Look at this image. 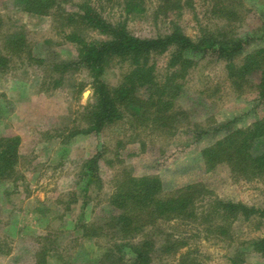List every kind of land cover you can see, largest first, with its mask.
<instances>
[{"label":"rangeland","instance_id":"1","mask_svg":"<svg viewBox=\"0 0 264 264\" xmlns=\"http://www.w3.org/2000/svg\"><path fill=\"white\" fill-rule=\"evenodd\" d=\"M234 1L241 3L235 31L249 39L247 51H252L264 44V0ZM159 3L161 0H145L143 13L128 16L133 34L152 37L169 31V21L175 15L156 18ZM100 4L107 19H125L121 0ZM211 5V0H194L193 8L184 9L178 21L188 35H198L200 22L210 27L221 24L223 20L211 17ZM59 30L52 16L24 11L21 0H0V54L6 55L3 47L9 33L22 32L28 43L24 46L27 51L21 54L7 52L8 70L0 72V137L21 138L17 179L0 181V264H33L37 242L48 235L53 251L47 264H97L106 239L81 237V225L104 215L112 188L110 179L121 167L131 168L136 175L159 173L167 192L204 181L220 198L264 206V180L235 181L223 168L208 172L200 154L201 148L224 135L225 129L219 130V126H246L264 113L257 106L255 89L238 93L227 78L224 63L204 59L185 80L188 93L195 96L181 99L189 119L175 135L142 126L132 133L135 142L118 145V139H127L125 134L132 132L122 122L107 127L100 135L69 137L75 127L86 125L81 112L92 100L93 89L87 70L54 67L78 56L77 45L65 41ZM86 34L88 38H104L94 31ZM28 51H32L33 59ZM165 61V57L160 58V67ZM120 70L118 66L109 67L104 74L106 81L117 84ZM195 125L204 132L189 131ZM141 142L149 149L140 150ZM151 144L160 151L150 148ZM102 150V188L95 182L86 192L84 161ZM163 227L177 234L192 230L190 224L180 225L177 221ZM263 232L264 226L257 228L255 221H237L231 244L229 240L195 238L190 243L192 254L204 264H229L238 243ZM244 251L243 264H264L260 253L252 252L250 247Z\"/></svg>","mask_w":264,"mask_h":264},{"label":"trees","instance_id":"2","mask_svg":"<svg viewBox=\"0 0 264 264\" xmlns=\"http://www.w3.org/2000/svg\"><path fill=\"white\" fill-rule=\"evenodd\" d=\"M21 1L28 13L52 16L65 41L77 45V60L56 63L54 67L85 69L91 78L92 100L81 112L86 125L75 127L69 137L81 133L100 135L107 127L122 122L132 132L125 134L128 140L117 138L118 145L135 142L132 133L142 126L175 135L189 119L181 99L195 96L188 93L185 80L204 59L222 61L227 78L238 93L255 89L257 106L264 112V44L247 51L249 39L235 31L241 3L211 0V17L223 21L213 27L200 22L198 35L192 37L178 19L185 8L194 7V0H161L155 17L175 15L169 21V31L140 37L129 30L127 19L145 11V0H121L126 17L118 21H111L102 13L104 7L100 3L112 0ZM86 31L97 32L104 38H88ZM6 36L3 50L14 54L27 51L24 46L28 43L22 32ZM7 52L0 54V72L8 70ZM27 54L34 58L32 51ZM161 57L166 58L164 67H160ZM112 66L121 69L117 84H110L104 77ZM193 128L189 131L204 132L198 125ZM218 129H225L224 135L200 150L205 169L213 172L223 168L235 181L264 180V113L249 125L236 127L227 123ZM20 143L18 136L0 137V181L17 179ZM140 145L142 151L149 149L144 142ZM150 148L157 146L151 144ZM104 153L97 151L84 161L82 176L86 178V192L96 183L102 188L99 173ZM110 180L112 188L106 197L104 215L81 225V237L106 239V248L97 264H204L192 254L191 240L215 238L229 240L231 244L237 221H255L259 229L264 226V206L220 198L204 181L167 192L159 173L136 175L129 167L117 169ZM172 221L190 224L191 232L177 234L163 227ZM41 239L35 244L38 250L32 255L33 264H47L53 251L51 236ZM246 247L264 256V232L238 243L229 264H243Z\"/></svg>","mask_w":264,"mask_h":264}]
</instances>
